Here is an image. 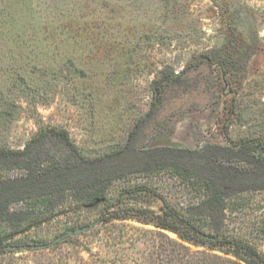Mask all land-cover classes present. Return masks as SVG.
Returning <instances> with one entry per match:
<instances>
[{
    "label": "rangeland",
    "instance_id": "1",
    "mask_svg": "<svg viewBox=\"0 0 264 264\" xmlns=\"http://www.w3.org/2000/svg\"><path fill=\"white\" fill-rule=\"evenodd\" d=\"M46 128L65 130L86 159L124 151V172L102 203L68 198L70 209L3 244H48L98 222L90 230L2 250L0 264H247L138 214L187 216L200 201L170 169L146 171L148 151L264 144V0H0V149ZM222 220L221 233L264 256V191L231 197Z\"/></svg>",
    "mask_w": 264,
    "mask_h": 264
},
{
    "label": "trees",
    "instance_id": "2",
    "mask_svg": "<svg viewBox=\"0 0 264 264\" xmlns=\"http://www.w3.org/2000/svg\"><path fill=\"white\" fill-rule=\"evenodd\" d=\"M176 78L169 79L174 82ZM52 141L58 142L62 150L50 152L46 146ZM255 141L222 147L205 145L195 150L162 147L148 151L149 155L143 156L150 167L146 171L170 169L198 193L200 201L187 208V216L164 204L167 207L162 213L139 211L138 219L173 232L180 239L194 237L212 245L228 246L243 255L247 264H264V256L252 245L221 233L225 204L231 197L264 191V144ZM123 153L121 150L86 159L65 130L54 128L39 131L20 150L0 149V224L10 229L0 235V251L7 246L3 240L70 209L68 198L80 208L103 198L112 181L124 172L118 162ZM11 172L16 175L3 178ZM193 210H199L205 219L196 220ZM195 223L210 228L212 235Z\"/></svg>",
    "mask_w": 264,
    "mask_h": 264
},
{
    "label": "water",
    "instance_id": "3",
    "mask_svg": "<svg viewBox=\"0 0 264 264\" xmlns=\"http://www.w3.org/2000/svg\"><path fill=\"white\" fill-rule=\"evenodd\" d=\"M103 200H104L103 198H98V199L94 200L93 203L86 205V208H91V207H93L95 205H98V204L102 203ZM97 223L98 222H95V223L89 224V225L81 227V228H75V229L69 230L66 233L58 236L55 240H53L52 242H49L48 244L24 245V246H19V247L10 246L9 245V246L4 247V250L8 251V250H11V249H13V250H17V249H30V250L46 249V248L50 247L51 245L57 243L58 241L64 239L67 236L80 234V233H83V232H86V231L90 230Z\"/></svg>",
    "mask_w": 264,
    "mask_h": 264
}]
</instances>
